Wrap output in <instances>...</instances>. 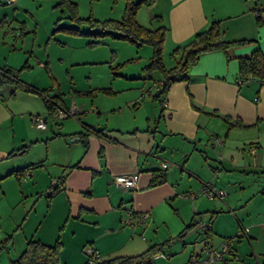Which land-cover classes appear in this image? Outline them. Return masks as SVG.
<instances>
[{"label": "crops", "instance_id": "1", "mask_svg": "<svg viewBox=\"0 0 264 264\" xmlns=\"http://www.w3.org/2000/svg\"><path fill=\"white\" fill-rule=\"evenodd\" d=\"M10 8L0 6V69L19 70V77L0 83V210L6 206L12 215L20 203L30 200L24 198L31 190H46L56 182L50 205H62H58L56 218L51 215L52 222L59 224L57 214L65 216L60 219L59 233L51 226L48 231L35 228L20 244L31 238L48 244L59 240L62 257L65 243L60 233L67 226L72 228L70 236H79V264H87L84 249L88 243L100 252L102 262L136 256L161 243L165 244L161 252L168 255L156 259L166 257L169 264H180L176 257L170 258L171 247L179 241L185 247V240L198 232L194 229L198 219H208L213 224L205 233L208 244L218 247L230 239L234 254L226 255L225 264H264V83L255 79L239 83L240 57L250 56L256 48L264 53V0H154L151 5H141L136 13L140 24L166 27L163 52L175 60L165 63L167 68L178 64L180 54L172 55L175 48L212 21H219L225 41L243 42L200 54L185 73L187 78L176 80L155 99L152 94L162 89L163 76L145 70L153 56L150 44L139 46L124 39L130 41H123L127 55L119 57L118 50L113 56L122 64H141V71L122 74L133 78L131 83L137 86L127 80L115 86L119 78L114 77L111 86L78 90V95L93 98L90 103L81 100L78 104L74 100L69 103L62 91H56L57 79L46 48V54H37L44 40L39 37L44 25L32 11ZM117 72L115 76L121 75ZM151 81L157 85L154 90ZM53 96L67 109L76 104L74 116L84 114L78 117L81 125H62L60 121L58 132L45 135L47 123L44 129L33 124L34 114L43 115L46 121L52 117L44 97ZM113 100L117 101L109 103ZM94 111L97 116L93 121L90 116L96 115ZM103 115L109 118L105 123ZM64 132H75L73 135L83 136L87 142L69 144ZM48 161L59 170L52 169L44 178L36 168H44ZM163 162L168 166L162 168ZM34 163L42 165L24 169ZM154 169L164 171L166 179L152 186ZM117 174L136 175V187L111 182ZM252 174L258 176L256 185L244 186V175ZM207 182L217 188L231 187L234 182L233 187L239 189L228 199L209 198L200 191ZM189 193L198 194L183 196ZM21 197L23 200L17 201ZM233 210L236 213L232 214ZM130 212H149L150 217L132 227L124 222ZM190 224L195 226L187 229ZM0 225V250L6 249L14 259L11 249L17 254L23 248H16L14 242L12 228L17 224L8 223L0 212ZM242 227L248 229L247 234L238 237ZM185 263L189 264V259Z\"/></svg>", "mask_w": 264, "mask_h": 264}, {"label": "rangeland", "instance_id": "2", "mask_svg": "<svg viewBox=\"0 0 264 264\" xmlns=\"http://www.w3.org/2000/svg\"><path fill=\"white\" fill-rule=\"evenodd\" d=\"M72 1H74L77 4V14L80 16V18L86 19L89 17H93L94 19L103 21L107 19L122 18L125 13L124 10L125 5L128 0H72ZM56 3H57L56 0H20L18 3L17 2L0 3L1 7H11L10 10H17V12L18 11L25 12L26 9L32 11L33 14L35 15L36 21L40 23L41 26L43 25L45 26V27L43 26L42 31L39 32L40 39L41 38L44 39L42 40L43 41L41 47L42 49L38 48L37 46L36 48L38 49L36 50H41V52L37 51L38 55L43 53L46 54V51L44 50L46 48V50L49 52L52 58V63H51L52 69L57 79L56 91L57 92H59V90L62 91L65 95V99L69 103H72V101L74 100L78 104L79 101L81 100L90 103L93 99L91 96L88 95H81V96L78 95L77 93L78 90L88 91L92 89V87L95 88L96 87L95 85H100V84L106 85V87L111 86V83H113L112 81H114L112 80L114 79V77L119 78V80L116 79V83H114L115 86H120L121 84H125V80H127V83L130 82V85L132 87L137 86V84L131 83L134 80L133 78H126L122 76V74L137 73L136 71L139 70V68L141 71V64L135 65L131 61L122 64L121 60H116L115 55L113 56V54H115L116 51L118 50L120 51L119 57H123L124 55H127V49L126 47H124L125 43H123V41L126 42H130V41L115 38L110 34H105V35L92 34L91 32L93 30L102 31L103 29L99 27L96 28L93 25L89 24L87 21L80 23L79 22L77 23L76 21H72L68 17L70 10H68L67 7L66 8L55 7ZM8 15L12 16L11 14ZM28 16L32 20V17L30 15ZM65 26L78 27L84 33L74 34L59 28ZM45 30H47L46 33ZM120 46L122 48H119ZM150 48L153 51L152 46ZM171 61H174L175 63V60H173L170 57L169 52H165L164 62L166 63V65L172 64ZM117 71L121 75L115 76L114 73H116ZM155 74L156 77L158 76L159 73L157 72ZM144 77H142V79ZM71 80H73V83H71ZM146 81L149 82L150 79L148 78V80ZM151 82L152 83L149 84L152 85V90L156 89L157 85L153 81ZM117 100L110 101L109 103L115 102ZM94 113H96L95 116H90V119L93 121L96 120V116H97V112L94 111ZM79 116L82 117L84 116V114L79 113L77 116L73 115L65 119H59L55 117L49 118V120L47 121L48 129L46 130L45 135L54 134V130L58 132L59 129H61L62 127V126L59 127L60 121H62L61 122L62 125L66 123H68L69 126H75V127L78 126V124L81 125L80 121L78 120ZM101 119L104 123L106 122V120H109V118H107L106 115H103ZM86 121L90 122V120H86ZM74 133L75 132L69 134L64 132V137L66 138L69 144H74V143L81 144L82 141H76V142L71 141V139L74 136H77L76 134L73 135ZM82 145H85V143L83 142ZM44 164L46 165L44 166V168L35 167L36 169L42 170L40 172L43 173L44 178L45 176H49V174H52L51 173L52 169L59 170V166L55 163H52L51 161H48L47 163ZM26 174L29 176L28 180L32 181L33 178L30 176V172ZM57 176L60 177V175ZM247 177L248 178H246L244 175V186L248 187L249 183L251 184V186H255L256 181H258L257 174L256 175L252 174L250 176L248 175ZM233 183L234 182H232L231 187L221 188L227 192V199L228 197L229 198L234 197L233 194L235 193V190L239 189V188L237 189L234 188ZM235 184L236 183H234V185ZM37 191L38 192H36V188L33 191L31 190L30 192L31 195L30 193H28V195L24 198L25 200H27L28 197L30 198V200L27 203L26 201H24L23 203H20L18 206L16 205L17 210H15V212L12 215L10 214V211H6V206H2L0 210V212H2V215L5 216L8 223L12 222L14 223V225L17 224L15 228H12V230L14 229V233H15L14 242L16 243V248L19 247L20 245L23 246V248H21V250L17 252V254L14 252V250L11 249L10 255L12 258L17 257L23 252V250L26 247V242L24 243L23 241V244H20V241H22L23 236L34 232L35 228H38L40 231L46 229L48 231V229L51 226V230H53V232L59 233L60 231L59 228L61 224H63L62 221L60 222V219H63L65 216L60 214H57V219L59 221V224L56 225L54 222H52V217L56 218L55 213L57 211H60V209H58L59 208L58 205L60 204L56 206L50 205L51 199H49L50 195L48 192V188L46 190L42 189ZM195 192H199V190ZM32 197H34V200ZM38 198H40V201L38 200ZM19 199L23 200V198L21 197V198H17V201ZM34 202H38V203L34 205ZM236 211L234 212L233 210L232 214L236 213ZM198 220H200L198 222H205L208 223V225L210 224V221H208V219L207 220L198 219ZM8 227L9 229H11L10 225ZM71 229H72L71 227L65 226L62 233H60L62 243H65L64 245L65 249L59 264L80 263L81 253L79 252V250H77L78 247L77 242L80 241L79 236L78 237L70 236L69 232ZM194 229L196 231L198 230V232L192 235L188 240H185L187 241L185 247H183L182 241H179L180 243H177L176 246H172L171 249L169 248L170 246L166 247L167 250L170 249V252L172 254L170 258L173 259L174 257H176L175 260H177L180 264H186L185 263L186 258L190 259V256L193 253L202 254L204 246L210 245L207 242L208 238L206 239L205 233H203L202 230L199 228H194ZM199 230L201 231L199 232ZM2 231L4 233L5 229L1 228V232ZM87 245L89 246L91 245V243H88ZM244 249L246 250L248 249V247H246L245 241H244ZM85 253L86 252L84 250V262H85V257L87 258L88 256V254ZM9 259L10 258L8 251L6 249L0 250V264H9L10 263ZM169 260L170 259L166 257L155 259L154 264H169ZM110 264H118V263H110Z\"/></svg>", "mask_w": 264, "mask_h": 264}, {"label": "trees", "instance_id": "3", "mask_svg": "<svg viewBox=\"0 0 264 264\" xmlns=\"http://www.w3.org/2000/svg\"><path fill=\"white\" fill-rule=\"evenodd\" d=\"M57 3L55 7L68 8L70 10L68 17L72 21L84 22L87 21L89 24L96 28L103 29L102 31L93 30L92 34L105 35L110 34L115 38L128 39L137 45L147 43L153 47V56L149 63L145 66V70L148 73H153L159 71L163 76L162 89L152 94L155 99H160L163 93L178 79L187 78L186 74L191 65L195 64L199 59L200 54L217 50V49H227L233 44L241 43L242 40L237 42L225 41L222 36V29L219 21H212V23L205 29L196 32L189 41L184 44L179 45L173 51L172 55L176 56L180 54V59L178 64L172 68H167L164 62V39L166 27L164 24L157 28H149L140 24L136 18V13L138 8L145 4L151 5L154 0H128L125 8V13L121 19H107V20H97L93 17L86 19L80 18L77 14V4L72 0H56ZM64 29L69 33L82 34L84 33L78 27H59ZM240 66V78L243 82L252 81L253 79L258 80L259 84L264 83V53L260 48H256L251 52L250 56H241L239 59ZM18 71H14L11 68H1L0 69V83H5L6 81H13L18 79ZM25 89H29L23 86ZM59 95H57L58 97ZM53 98L47 99L44 97L46 105L49 109V115L55 117V108L60 106L63 109H67L58 100ZM59 98V97H58ZM41 163L26 166L24 169H31L34 166H41ZM23 169V170H24ZM21 171V170H20ZM19 170L16 174L19 176ZM166 179L165 172L162 170L154 169L151 185H157L162 183ZM57 190V186L55 191ZM54 191V192H55ZM50 193L49 195H52ZM195 226L190 224L186 228L189 229ZM210 232V231H209ZM183 234V232H182ZM181 234V235H182ZM165 244H154L147 251L136 256H120L112 258L109 260L101 261L99 264H154V255L161 252ZM61 242L58 240L53 244L45 243L37 239H29L27 241L26 247L23 252L10 259L9 264H59L61 259Z\"/></svg>", "mask_w": 264, "mask_h": 264}, {"label": "built area", "instance_id": "4", "mask_svg": "<svg viewBox=\"0 0 264 264\" xmlns=\"http://www.w3.org/2000/svg\"><path fill=\"white\" fill-rule=\"evenodd\" d=\"M3 2H14V0H0V3ZM43 64V63H42ZM41 64V65H42ZM243 81L239 79V83L241 84ZM55 108V118L63 119L68 116L74 115L77 111V106L74 103L69 109H63L60 106H56ZM32 122L36 126L40 128L47 127L46 118L41 114H34L32 116ZM221 138H217L218 142H221ZM254 151V149H252ZM162 168L168 166L167 162H163L161 164ZM137 176L131 174H117L113 177L111 182H114L117 186L124 187V188H135L137 185ZM56 182H53L50 188H48V192L54 193L56 189ZM201 193L208 195L209 198H220L224 199L227 197V192L221 188H216L211 182H207L204 184L202 189L200 190ZM186 198H194L197 196V193H189L183 195ZM150 217L149 212H130L126 218H124V222L127 225L132 227H136L139 224L145 223ZM212 224L205 223V222H198L197 228L201 229L202 232L208 233L212 229ZM248 229L246 227H242L238 232V237L241 235H246ZM85 252L88 254L87 256V264H99L102 261V256H100V252L93 246L87 245L85 246ZM229 253L234 254L233 247L230 244V239H225L220 246L216 247L213 245H205L203 248V253H193L190 256L189 264H217L221 263L225 264L227 262L226 255ZM165 252H158L154 255V258H159L163 256H167Z\"/></svg>", "mask_w": 264, "mask_h": 264}, {"label": "water", "instance_id": "5", "mask_svg": "<svg viewBox=\"0 0 264 264\" xmlns=\"http://www.w3.org/2000/svg\"><path fill=\"white\" fill-rule=\"evenodd\" d=\"M72 142H76V141H82V143H86L87 142V139L84 138L83 136L81 137L80 135H77V136H74L72 139H71Z\"/></svg>", "mask_w": 264, "mask_h": 264}]
</instances>
